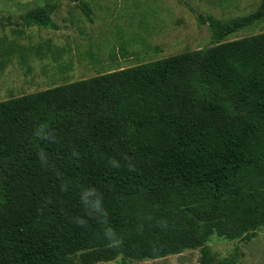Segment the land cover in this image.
Returning a JSON list of instances; mask_svg holds the SVG:
<instances>
[{
  "label": "trees",
  "instance_id": "trees-1",
  "mask_svg": "<svg viewBox=\"0 0 264 264\" xmlns=\"http://www.w3.org/2000/svg\"><path fill=\"white\" fill-rule=\"evenodd\" d=\"M54 9L22 17L58 29ZM197 18L208 46L0 100V264H125L194 248L201 264H239L216 260L208 241L264 226V31L225 38L262 20L264 0ZM2 45L6 63L14 47Z\"/></svg>",
  "mask_w": 264,
  "mask_h": 264
},
{
  "label": "rangeland",
  "instance_id": "rangeland-1",
  "mask_svg": "<svg viewBox=\"0 0 264 264\" xmlns=\"http://www.w3.org/2000/svg\"><path fill=\"white\" fill-rule=\"evenodd\" d=\"M46 1L55 5L52 16L58 29L28 24L22 17ZM83 1L91 19L77 1L0 0L1 50L10 43L14 47L8 62L0 58V100L208 46L211 30L208 23H199L198 13L229 20L254 12L262 0ZM263 31L264 18L225 40ZM40 45L42 56L36 49ZM208 244L216 260L237 254L239 264H264V226L251 238L215 234ZM201 255L200 248L185 249L156 259H127L125 264H201ZM122 261L118 257L95 264Z\"/></svg>",
  "mask_w": 264,
  "mask_h": 264
},
{
  "label": "water",
  "instance_id": "water-1",
  "mask_svg": "<svg viewBox=\"0 0 264 264\" xmlns=\"http://www.w3.org/2000/svg\"><path fill=\"white\" fill-rule=\"evenodd\" d=\"M77 2L79 3V2H80V0H77Z\"/></svg>",
  "mask_w": 264,
  "mask_h": 264
}]
</instances>
